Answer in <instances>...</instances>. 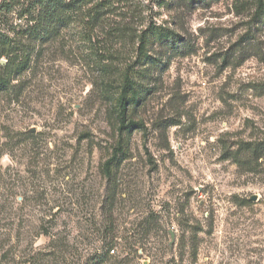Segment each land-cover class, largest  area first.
<instances>
[{"label":"rangeland","instance_id":"374dc122","mask_svg":"<svg viewBox=\"0 0 264 264\" xmlns=\"http://www.w3.org/2000/svg\"><path fill=\"white\" fill-rule=\"evenodd\" d=\"M236 3L101 6L0 74V264H264V17Z\"/></svg>","mask_w":264,"mask_h":264},{"label":"trees","instance_id":"16d2710c","mask_svg":"<svg viewBox=\"0 0 264 264\" xmlns=\"http://www.w3.org/2000/svg\"><path fill=\"white\" fill-rule=\"evenodd\" d=\"M128 0H2L0 3V74H4L17 67L20 71H26L33 61V51L47 43H54L59 38V33L69 28L70 24L90 11L100 15L99 7L104 6L107 12L114 9L115 3ZM237 14L240 15L245 6L254 4L255 13L253 19L260 20L264 17V0H236ZM92 5V8L89 6ZM20 21L19 23H17ZM47 36L44 38V32ZM170 39L168 34H161ZM138 53L145 55L148 45V36L142 33L138 39ZM36 56V55H35ZM7 60V65H2V60ZM124 80L120 85L116 97L115 115L118 123V131L121 136L132 130L143 129L142 123L130 118L131 109L138 104L140 91L131 79L130 69L127 68ZM7 81L0 86L8 87ZM123 142L110 159L104 164V174L107 178L113 175L114 164L124 152ZM252 160L264 158V146L250 149ZM113 246H110L111 250Z\"/></svg>","mask_w":264,"mask_h":264},{"label":"water","instance_id":"95a60500","mask_svg":"<svg viewBox=\"0 0 264 264\" xmlns=\"http://www.w3.org/2000/svg\"><path fill=\"white\" fill-rule=\"evenodd\" d=\"M4 63H5V61H2V64H4ZM172 237H173V241H174V237H175V235L172 234Z\"/></svg>","mask_w":264,"mask_h":264}]
</instances>
